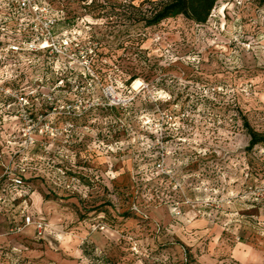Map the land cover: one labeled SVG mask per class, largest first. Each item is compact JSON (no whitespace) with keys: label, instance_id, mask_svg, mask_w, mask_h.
I'll return each mask as SVG.
<instances>
[{"label":"rangeland","instance_id":"374dc122","mask_svg":"<svg viewBox=\"0 0 264 264\" xmlns=\"http://www.w3.org/2000/svg\"><path fill=\"white\" fill-rule=\"evenodd\" d=\"M52 1L90 20L95 41L50 64L67 72L58 105L73 109L49 123L75 129L39 136L63 157L32 161L29 206L56 230L30 246L79 264H264V144L247 149L246 125L264 134V0L152 26L163 0ZM8 101L0 93V147L12 153L25 126Z\"/></svg>","mask_w":264,"mask_h":264},{"label":"built area","instance_id":"2783aa9c","mask_svg":"<svg viewBox=\"0 0 264 264\" xmlns=\"http://www.w3.org/2000/svg\"><path fill=\"white\" fill-rule=\"evenodd\" d=\"M82 2L92 6L95 0ZM94 41L92 22L84 17L81 21H70L64 4L56 7L52 0H0V93L10 99L7 104L9 113L15 114L25 126L19 138L15 136L17 139L8 140L17 143L18 151L7 153L0 147V216L5 215L9 225L5 234L0 236L21 234L32 226L35 229L33 239L39 241L56 230L45 217L31 210L29 199L32 186L27 182V175L35 167L32 164L35 157L42 163L46 156H56L57 153V156H62L60 149L50 148L49 142L40 140V135H48L52 137L50 140H55L59 132L63 135L66 133L68 137V133L75 129L73 123H68L59 131L58 127L49 123L50 110L54 113L60 107L68 109L69 113L73 109L66 103L58 105L63 101L58 99L56 93L65 90L64 74L67 72L62 73L63 70L56 68L52 72L50 64L57 66L69 63L71 58L84 55V44ZM92 52L90 48L89 53ZM21 62L35 72L32 84H28V72L18 69ZM8 66L11 70L15 66V76L4 81L2 68ZM74 69L71 68L70 72ZM74 73L89 79L93 75L92 71L89 74ZM50 75L57 78L53 86L50 85ZM37 150L38 153L35 152ZM63 167L70 169L66 165ZM59 170L67 173L62 167ZM12 253L0 245V264L5 258L9 260L7 264H26L21 256Z\"/></svg>","mask_w":264,"mask_h":264},{"label":"trees","instance_id":"16d2710c","mask_svg":"<svg viewBox=\"0 0 264 264\" xmlns=\"http://www.w3.org/2000/svg\"><path fill=\"white\" fill-rule=\"evenodd\" d=\"M218 0H166L161 1L157 8L151 10V14L146 20L148 26L157 25L170 17L184 15L196 23H205L208 21ZM250 135L248 150L255 146L264 144V134L254 130L246 122Z\"/></svg>","mask_w":264,"mask_h":264},{"label":"crops","instance_id":"0c3cea01","mask_svg":"<svg viewBox=\"0 0 264 264\" xmlns=\"http://www.w3.org/2000/svg\"><path fill=\"white\" fill-rule=\"evenodd\" d=\"M7 224L8 222L6 216L1 215L0 234H5L9 228V225L7 226ZM34 233L35 229L31 226L26 228L21 234L1 235L0 245L6 247L8 253L10 252L11 254L13 252L16 253V255L21 256L23 258V262L26 264H79L77 261H68L67 259L63 258L61 252H55L54 249H51L48 246L47 247L49 248V251H45L44 248L39 250L32 248L30 245L36 243L33 241ZM51 253L53 256H50ZM59 253H61V255ZM43 255H45V258H43ZM35 257L41 259L35 260ZM8 261L9 260L5 258V261L1 264H7Z\"/></svg>","mask_w":264,"mask_h":264},{"label":"bare ground","instance_id":"6f19581e","mask_svg":"<svg viewBox=\"0 0 264 264\" xmlns=\"http://www.w3.org/2000/svg\"><path fill=\"white\" fill-rule=\"evenodd\" d=\"M140 84V80L135 82V86H138Z\"/></svg>","mask_w":264,"mask_h":264}]
</instances>
